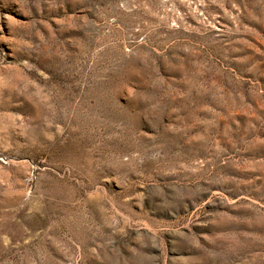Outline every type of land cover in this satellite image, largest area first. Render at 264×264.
Masks as SVG:
<instances>
[{
	"label": "rangeland",
	"instance_id": "374dc122",
	"mask_svg": "<svg viewBox=\"0 0 264 264\" xmlns=\"http://www.w3.org/2000/svg\"><path fill=\"white\" fill-rule=\"evenodd\" d=\"M0 264H264V0H0Z\"/></svg>",
	"mask_w": 264,
	"mask_h": 264
}]
</instances>
